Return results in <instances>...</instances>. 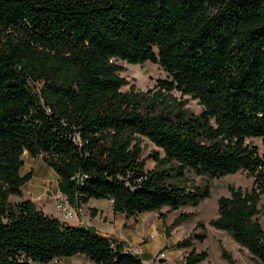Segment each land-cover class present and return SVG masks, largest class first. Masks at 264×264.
I'll return each instance as SVG.
<instances>
[{
	"label": "trees",
	"instance_id": "obj_1",
	"mask_svg": "<svg viewBox=\"0 0 264 264\" xmlns=\"http://www.w3.org/2000/svg\"><path fill=\"white\" fill-rule=\"evenodd\" d=\"M118 62L157 65L167 78L140 92ZM174 91L201 112L175 104ZM144 140L156 148L145 158ZM24 153L55 173L71 206L107 200L125 219L198 207L210 188L187 171L245 172L251 187L228 186L207 225L264 264V0H0V264H144L121 240L10 202L33 176L20 175ZM206 237L198 222L175 243L189 249L184 264L207 259L192 248Z\"/></svg>",
	"mask_w": 264,
	"mask_h": 264
},
{
	"label": "rangeland",
	"instance_id": "obj_2",
	"mask_svg": "<svg viewBox=\"0 0 264 264\" xmlns=\"http://www.w3.org/2000/svg\"><path fill=\"white\" fill-rule=\"evenodd\" d=\"M118 64L124 67L121 76L128 80L129 83L140 92H146L148 90L154 91L156 81L158 79L167 78L166 74L157 65L150 63H145L143 65H130L121 62H118ZM128 88V86L124 87L122 88V91H127ZM171 96L175 100V104L187 101L185 109L189 114L198 115L202 110V107L197 103V100L192 99L190 96L180 97V94L175 91L172 92ZM171 104H174V102L171 101ZM254 143L260 146V141L256 140ZM142 145L143 158L156 149L147 140H144ZM260 153L263 154L262 148H260ZM22 159L24 165L20 169V175H24L32 170L33 176L32 179L23 186L22 198L12 196L9 198L10 202L14 203L29 199L34 202L36 207L44 208V212L52 214L57 213L54 207V194L57 188V177L55 173L47 167L39 157L31 158L26 154ZM153 166V162L149 160L145 162V168L147 170L152 169ZM186 178L194 185H208L210 188V197L204 200L198 207H184L176 211L163 208L160 211L163 219L159 217L158 213L150 212L142 213L129 220L117 216L115 220L111 219L109 224H104L103 222L97 223L93 220L92 226H95L100 234L111 236L112 238L123 242L130 240L132 244L136 245V249L139 247L138 255L141 256L142 262L145 264H184V256L189 249H176L174 245L176 242L188 237L196 224L201 222L205 225L207 237L202 243L195 241L192 247L196 252L199 253L205 251L208 255L207 259L200 264H228L221 257V248L230 255L233 264H255L252 256L245 249L238 246L228 234L212 229L207 225L210 220L217 217V200L221 196H228V186L233 185L246 190L251 187L252 179L248 178L245 172H238L220 179H211L206 176H196L191 171L186 172ZM48 192H50L52 196L51 194L49 195ZM107 205L106 200L91 199L89 203V206L92 208L100 206L104 209ZM259 205L263 206V211L258 218L262 229L264 230V195L261 196ZM72 212L74 213V217H76V209L73 206ZM179 215L190 216L188 220L180 222L177 226L171 229L169 233H166L168 226H170L173 220ZM63 222L69 225L76 224L75 221L71 219L64 220ZM196 232L200 233L201 231L198 229ZM160 259L162 262L159 261ZM71 263L72 261L70 258H66L53 261L49 264ZM90 263L93 264L92 262Z\"/></svg>",
	"mask_w": 264,
	"mask_h": 264
},
{
	"label": "crops",
	"instance_id": "obj_3",
	"mask_svg": "<svg viewBox=\"0 0 264 264\" xmlns=\"http://www.w3.org/2000/svg\"><path fill=\"white\" fill-rule=\"evenodd\" d=\"M49 195L51 194L50 192H48ZM58 189L56 188V192H55V197L57 196L58 194ZM52 196V194H51ZM32 201V200H31ZM33 202V201H32ZM107 206L106 208L102 209L100 206L99 207H94L92 208L91 206H89V203H90V200L88 201L87 204H83V205H80L79 207L75 208L76 209V217H73L71 218V220H74L75 221V225H72V226H84V227H89V228H93V229H97L95 226H92V221L94 220L95 222L97 223H104V224H109L111 222V219L112 220H115L117 218V216H119V218H124V216L122 214H114L111 210V202L110 201H107ZM34 203V202H33ZM36 206V205H35ZM55 207V205H54ZM38 208V207H37ZM41 209L43 212H44V208H39ZM90 209H94V212L95 214L94 215H91L89 213V210ZM46 213V212H44ZM48 215H51L53 217H56L58 218L60 221H64L65 219L58 213H46ZM137 217V216H136ZM132 218H135V217H132ZM132 218H129V219H132ZM129 219H126V220H129ZM71 225V224H70ZM98 230V229H97ZM107 236V235H106ZM111 237V236H109ZM147 237V236H146ZM150 239V238H149ZM127 246L129 247H136L135 244H132L131 241H127V242H124ZM138 244V243H137ZM135 245V246H134ZM145 246V245H144ZM143 246V247H144ZM139 249V247H137V250ZM135 251V254L138 255V251ZM140 250H141V247H140ZM144 250V249H143ZM141 258V256H139ZM70 260L72 261L71 264H91L90 261H87L84 257L82 256H74V257H71ZM142 260V259H141ZM144 263V262H143ZM145 264V263H144Z\"/></svg>",
	"mask_w": 264,
	"mask_h": 264
},
{
	"label": "built area",
	"instance_id": "obj_4",
	"mask_svg": "<svg viewBox=\"0 0 264 264\" xmlns=\"http://www.w3.org/2000/svg\"><path fill=\"white\" fill-rule=\"evenodd\" d=\"M55 209L58 214H60L65 220H69L74 217V213L72 212V206L67 201L66 197L62 194L58 193L55 197ZM127 250L135 253L137 250L135 247H127Z\"/></svg>",
	"mask_w": 264,
	"mask_h": 264
},
{
	"label": "water",
	"instance_id": "obj_5",
	"mask_svg": "<svg viewBox=\"0 0 264 264\" xmlns=\"http://www.w3.org/2000/svg\"><path fill=\"white\" fill-rule=\"evenodd\" d=\"M25 156H26V153H24L23 157H25ZM48 194H49V193H48ZM159 261H160V262H162V260H161V259H160Z\"/></svg>",
	"mask_w": 264,
	"mask_h": 264
}]
</instances>
